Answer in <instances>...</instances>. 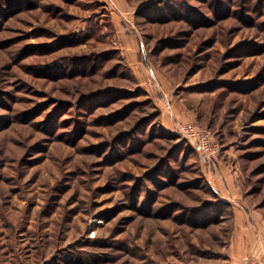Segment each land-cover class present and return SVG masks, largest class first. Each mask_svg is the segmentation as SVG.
I'll list each match as a JSON object with an SVG mask.
<instances>
[{
  "label": "rangeland",
  "instance_id": "1",
  "mask_svg": "<svg viewBox=\"0 0 264 264\" xmlns=\"http://www.w3.org/2000/svg\"><path fill=\"white\" fill-rule=\"evenodd\" d=\"M129 1L0 0V264H247L239 208L264 241V0Z\"/></svg>",
  "mask_w": 264,
  "mask_h": 264
},
{
  "label": "crops",
  "instance_id": "2",
  "mask_svg": "<svg viewBox=\"0 0 264 264\" xmlns=\"http://www.w3.org/2000/svg\"><path fill=\"white\" fill-rule=\"evenodd\" d=\"M112 4V6L117 9L118 12L113 13L114 16V23L117 28H119V32L123 31L124 24L122 20L129 21L130 20V14L132 11H134V7L130 4L129 0H107ZM132 16V15H131ZM128 25V23H126ZM126 25V26H127ZM121 30V31H120ZM121 43L122 48H131L133 51L130 53H125L128 55L131 61H136L138 59L137 49H141L139 38L135 36V34L124 35V38ZM172 108L174 110V106L172 104ZM175 111V110H174ZM249 214L251 219L249 218ZM236 244L235 247L237 248L238 257L242 259V261H246L247 264H250V259L252 257L259 260L260 263L264 262V241L263 237L259 234H257L255 228H259V222L257 220L256 215L245 209V208H239L236 210ZM251 226H250V225ZM253 226V227H252Z\"/></svg>",
  "mask_w": 264,
  "mask_h": 264
},
{
  "label": "built area",
  "instance_id": "3",
  "mask_svg": "<svg viewBox=\"0 0 264 264\" xmlns=\"http://www.w3.org/2000/svg\"><path fill=\"white\" fill-rule=\"evenodd\" d=\"M177 125L178 132L197 150L203 164L211 165L216 162L221 148L219 143L216 141L214 133L210 129L198 128L192 124ZM250 264L264 263L251 261Z\"/></svg>",
  "mask_w": 264,
  "mask_h": 264
},
{
  "label": "bare ground",
  "instance_id": "4",
  "mask_svg": "<svg viewBox=\"0 0 264 264\" xmlns=\"http://www.w3.org/2000/svg\"><path fill=\"white\" fill-rule=\"evenodd\" d=\"M168 98V97H167Z\"/></svg>",
  "mask_w": 264,
  "mask_h": 264
}]
</instances>
